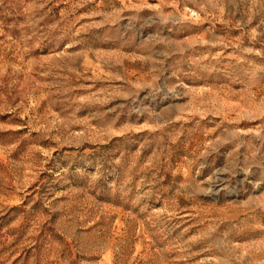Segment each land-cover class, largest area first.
Masks as SVG:
<instances>
[{"label": "rangeland", "instance_id": "1", "mask_svg": "<svg viewBox=\"0 0 264 264\" xmlns=\"http://www.w3.org/2000/svg\"><path fill=\"white\" fill-rule=\"evenodd\" d=\"M0 264H264V0H0Z\"/></svg>", "mask_w": 264, "mask_h": 264}]
</instances>
